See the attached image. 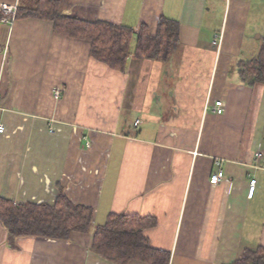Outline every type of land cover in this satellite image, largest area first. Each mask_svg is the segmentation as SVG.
<instances>
[{
	"label": "crops",
	"instance_id": "obj_1",
	"mask_svg": "<svg viewBox=\"0 0 264 264\" xmlns=\"http://www.w3.org/2000/svg\"><path fill=\"white\" fill-rule=\"evenodd\" d=\"M58 1L151 35L161 18L177 21L180 43L165 62L131 54L119 71L50 20L1 22L0 196L52 205L61 190L92 209L93 227L112 213L151 218L142 233L168 264H232L264 246V83L238 69L262 46L264 0ZM92 241L10 238L0 223V264H117Z\"/></svg>",
	"mask_w": 264,
	"mask_h": 264
},
{
	"label": "trees",
	"instance_id": "obj_2",
	"mask_svg": "<svg viewBox=\"0 0 264 264\" xmlns=\"http://www.w3.org/2000/svg\"><path fill=\"white\" fill-rule=\"evenodd\" d=\"M0 11V23L3 18ZM35 17L50 20L54 31L70 37L87 39L91 56L110 68L124 71L129 55L135 58L167 61L180 43L177 21L161 18L154 35L142 26L137 32L122 24L86 21L64 14L58 0H19L15 19ZM239 74L252 85L264 83V38L254 59L238 62ZM0 223L8 237L33 236L67 240L74 231L93 233L92 250L117 264L131 259L149 264H168L169 254L150 246L142 230L154 220L137 214H109L102 225L92 226V209L68 200L59 190L52 205L14 204L0 196ZM232 264H264V246L246 250Z\"/></svg>",
	"mask_w": 264,
	"mask_h": 264
},
{
	"label": "built area",
	"instance_id": "obj_3",
	"mask_svg": "<svg viewBox=\"0 0 264 264\" xmlns=\"http://www.w3.org/2000/svg\"><path fill=\"white\" fill-rule=\"evenodd\" d=\"M17 3L9 4L5 2H0V11L3 13V18L1 20L4 24H11L15 20ZM62 90L61 88H55L53 90L54 98L58 99L61 96ZM224 103L222 100H216L212 106V110L217 114H221L223 112ZM138 124V120L135 122V125ZM50 130H53L52 126L49 127ZM5 130L4 125L0 122V133H3ZM223 172L221 170L211 174L210 183L217 184L221 178H223ZM255 179L250 180V185L248 189V196L251 197L254 192Z\"/></svg>",
	"mask_w": 264,
	"mask_h": 264
},
{
	"label": "rangeland",
	"instance_id": "obj_4",
	"mask_svg": "<svg viewBox=\"0 0 264 264\" xmlns=\"http://www.w3.org/2000/svg\"><path fill=\"white\" fill-rule=\"evenodd\" d=\"M256 57V56H255ZM253 59H254V57H253Z\"/></svg>",
	"mask_w": 264,
	"mask_h": 264
}]
</instances>
